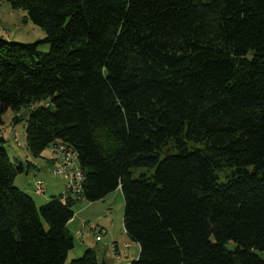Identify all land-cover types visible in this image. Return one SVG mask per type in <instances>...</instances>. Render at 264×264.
<instances>
[{"label":"trees","instance_id":"1","mask_svg":"<svg viewBox=\"0 0 264 264\" xmlns=\"http://www.w3.org/2000/svg\"><path fill=\"white\" fill-rule=\"evenodd\" d=\"M7 1L45 36L0 37V125L27 107L83 178L37 206L0 138V264H105L67 224L118 188L128 264H264V0Z\"/></svg>","mask_w":264,"mask_h":264},{"label":"rangeland","instance_id":"2","mask_svg":"<svg viewBox=\"0 0 264 264\" xmlns=\"http://www.w3.org/2000/svg\"><path fill=\"white\" fill-rule=\"evenodd\" d=\"M44 36V30L33 24L25 16L24 11L12 8L7 0H0L1 38L29 43ZM39 49L46 51L49 45H40ZM33 106L34 104L30 107ZM25 108L27 107H22L15 112L11 109L6 110L2 116L3 123L0 125V138L5 141L3 147L10 161L17 162L15 164L21 163L24 168L23 172L16 173L14 186L24 190L35 204L40 206L46 203L51 196L64 191L65 180L61 174L56 172L55 156L50 151V146L45 147L37 157L27 151L24 133L25 120H21L23 114L26 113ZM14 117L15 121H13ZM27 162L30 165L29 168L26 167ZM38 181L42 187L37 185ZM42 189L45 192L41 194ZM71 209L74 215L70 219L68 229L73 236L74 246L70 249L66 262L79 258L87 248H91L99 259L105 260L106 264H128L137 257L138 246L123 229V197L119 188L101 200L92 202L81 200ZM96 235L100 240H95ZM114 242L118 246V254L112 251L116 249ZM257 253L264 259V251H257Z\"/></svg>","mask_w":264,"mask_h":264},{"label":"built area","instance_id":"3","mask_svg":"<svg viewBox=\"0 0 264 264\" xmlns=\"http://www.w3.org/2000/svg\"><path fill=\"white\" fill-rule=\"evenodd\" d=\"M50 147L57 151L56 172L61 174L65 180V189L62 192L61 200L68 196L74 197L80 191V189H76V182H81L83 178L81 169L75 164L76 155L75 153H67L66 147H54V143ZM37 185L42 187L40 181L37 182ZM43 192L44 190L42 189L41 194ZM100 231L104 232V230ZM95 239L98 240L99 236L97 235ZM112 251L115 252L116 250Z\"/></svg>","mask_w":264,"mask_h":264},{"label":"bare ground","instance_id":"4","mask_svg":"<svg viewBox=\"0 0 264 264\" xmlns=\"http://www.w3.org/2000/svg\"><path fill=\"white\" fill-rule=\"evenodd\" d=\"M54 147H65L64 144L59 141V140H56L54 141ZM50 151L52 152V154L55 156L54 160H55V163H56V159H57V151H55L53 148L50 147ZM67 153H74L73 151L71 150H68L66 149ZM76 189H80V182H76Z\"/></svg>","mask_w":264,"mask_h":264},{"label":"crops","instance_id":"5","mask_svg":"<svg viewBox=\"0 0 264 264\" xmlns=\"http://www.w3.org/2000/svg\"><path fill=\"white\" fill-rule=\"evenodd\" d=\"M69 222H70V220H69ZM69 222H68V224H69ZM68 224H67V226H68ZM105 230H106V229H105ZM106 231H107V230H106ZM113 244H114V246L116 247V249H115V250H116V254H118V246H117V244H116L115 242H114ZM137 246H138V245H137ZM129 247H130V244H129ZM129 247H128V248H129ZM138 250H139V249H138ZM136 253H137V251L135 252V255H136ZM68 254H69V253H68ZM95 255L97 256L96 253H95ZM135 255H134V256H135ZM97 257H98V256H97ZM98 259H99V258H98ZM104 261H105V260H104ZM105 264H106V262H105Z\"/></svg>","mask_w":264,"mask_h":264}]
</instances>
